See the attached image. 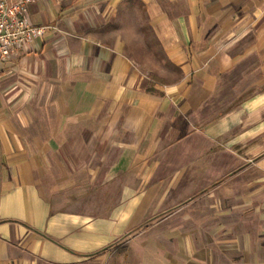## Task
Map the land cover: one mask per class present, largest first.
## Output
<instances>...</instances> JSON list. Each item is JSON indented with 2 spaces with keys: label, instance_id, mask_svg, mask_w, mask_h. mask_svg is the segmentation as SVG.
<instances>
[{
  "label": "crops",
  "instance_id": "1",
  "mask_svg": "<svg viewBox=\"0 0 264 264\" xmlns=\"http://www.w3.org/2000/svg\"><path fill=\"white\" fill-rule=\"evenodd\" d=\"M0 61V264H264V0H31Z\"/></svg>",
  "mask_w": 264,
  "mask_h": 264
},
{
  "label": "built area",
  "instance_id": "2",
  "mask_svg": "<svg viewBox=\"0 0 264 264\" xmlns=\"http://www.w3.org/2000/svg\"><path fill=\"white\" fill-rule=\"evenodd\" d=\"M31 0H0V61L12 62L37 38H43L47 26L29 21Z\"/></svg>",
  "mask_w": 264,
  "mask_h": 264
}]
</instances>
